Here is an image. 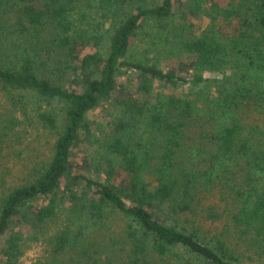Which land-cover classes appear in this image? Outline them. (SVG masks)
<instances>
[{"label": "trees", "instance_id": "16d2710c", "mask_svg": "<svg viewBox=\"0 0 264 264\" xmlns=\"http://www.w3.org/2000/svg\"><path fill=\"white\" fill-rule=\"evenodd\" d=\"M35 129L0 264H264V0H0V161Z\"/></svg>", "mask_w": 264, "mask_h": 264}, {"label": "rangeland", "instance_id": "374dc122", "mask_svg": "<svg viewBox=\"0 0 264 264\" xmlns=\"http://www.w3.org/2000/svg\"><path fill=\"white\" fill-rule=\"evenodd\" d=\"M223 5L227 4L228 0H219ZM135 44L132 45L134 48L133 51H135ZM193 56L190 54H184L180 57H173V58H167L166 61L163 62L162 67L166 70L171 69H180L178 71L184 72L187 68H189L191 60H193ZM192 69L190 68V71ZM218 74L213 73L210 74V77L216 78ZM119 83H128V79L125 76H122L118 79ZM93 117L104 120V114L101 111L100 108L95 109ZM249 119H254L255 116L248 115ZM51 139L45 134V132L41 129L37 130L35 129L32 133V135L29 138V152L30 154L24 158L23 160L17 161V162H10L8 163L7 157H5L4 153L1 155V161H0V167L2 170L8 169L7 174V180L6 183L8 186L12 185H18L23 183V179L27 177V173L29 169L36 165L37 163L43 162V160H47L49 155L51 154ZM81 153H79L78 158L76 160V163L79 164L78 169L81 171ZM90 174V173H89ZM45 244L40 243H34L30 249L28 250L25 258L24 264H49L48 260L46 258V252H45Z\"/></svg>", "mask_w": 264, "mask_h": 264}]
</instances>
